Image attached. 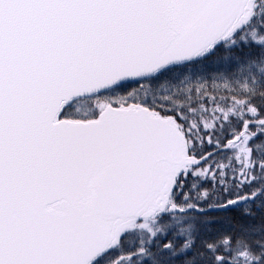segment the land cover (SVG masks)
Returning a JSON list of instances; mask_svg holds the SVG:
<instances>
[{"label": "snow or ice", "instance_id": "6c2138e0", "mask_svg": "<svg viewBox=\"0 0 264 264\" xmlns=\"http://www.w3.org/2000/svg\"><path fill=\"white\" fill-rule=\"evenodd\" d=\"M0 264H264V0H0Z\"/></svg>", "mask_w": 264, "mask_h": 264}]
</instances>
